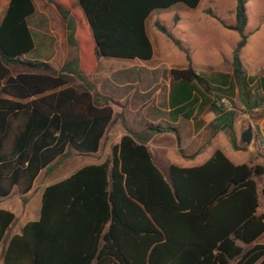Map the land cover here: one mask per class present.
<instances>
[{
	"label": "trees",
	"instance_id": "trees-1",
	"mask_svg": "<svg viewBox=\"0 0 264 264\" xmlns=\"http://www.w3.org/2000/svg\"><path fill=\"white\" fill-rule=\"evenodd\" d=\"M45 1L66 24L68 55L58 70L23 57L34 48L27 22L35 11L32 0H9L0 18V196H8L14 186L22 193L29 190L39 172L66 157L69 149L97 152L115 117L125 133L104 161L45 186L38 220L9 238L2 264H264V244L258 242L264 233V214L258 212L264 204V188H259L264 166L251 160L234 164L216 149L199 165L171 164L166 176L147 142L163 132L179 142L178 130L157 124L135 131L122 113L114 114L113 99L98 90L80 65L76 17L57 0ZM75 2L89 26L96 58L147 61L153 54L148 16L177 3L195 8L200 0ZM245 3L236 0L231 25L210 8L204 10L239 34L231 84L228 74L219 73L216 84L197 74L188 49L164 25L154 23L188 62L185 68L169 70L172 90L173 83L177 89L172 102L201 87L210 96L202 104L217 114L210 127L215 131L226 124L235 149L243 147L232 130L234 88L246 110L264 105V76L247 77L240 59L247 39ZM14 218L0 209V241Z\"/></svg>",
	"mask_w": 264,
	"mask_h": 264
},
{
	"label": "crops",
	"instance_id": "crops-1",
	"mask_svg": "<svg viewBox=\"0 0 264 264\" xmlns=\"http://www.w3.org/2000/svg\"><path fill=\"white\" fill-rule=\"evenodd\" d=\"M32 2L35 11L27 18V22L33 39L34 48L32 51L24 54L23 57L29 60L47 62L53 69L58 70L68 55L69 48L66 40V24L52 4L45 0H32ZM8 3L9 0H4L2 3L0 7V18L4 14ZM198 5L195 8L185 6L189 9H196ZM151 14L146 19V31L153 47L151 59L143 61L138 58L128 59L106 56L96 58L95 64L87 71V74H89L91 80L96 84L98 90L110 96L112 99L126 101L125 106L120 108L124 109V119L131 129L138 131L147 123L156 124V122H160L173 126L178 130L179 142L175 135L169 132L154 134L147 142V146L154 161L161 167L164 173L166 171L168 172L171 164L181 167L199 165L207 160L216 149L222 150L226 157L234 164L248 163L251 160L255 164L264 166V117L261 118L259 122L261 135L256 138L253 137V140L249 144H242L241 137L244 130L235 112L232 121V130L237 145L243 147V149H235L232 146L229 134H227L229 133V129L226 124L220 125L215 131L210 127V123L214 122L217 114L208 108V104H202L203 101L209 99L210 96L201 87L198 86V91L192 90L188 97L183 99L180 98L177 102H172V97L174 100L177 89L176 84L173 83L172 90V80L169 74L171 68L163 74L155 67L147 65V63L151 62L156 57L157 49L154 41L155 39L160 41V34H162L157 28V30L151 28V22H149ZM194 22L195 25H197L195 19ZM76 29H78V27ZM176 39L180 40L182 46L188 49L190 64L197 74L206 77L211 84H216L218 74L224 73L229 75L227 77V84L233 82L231 77L232 67L230 70L215 69V65L218 64V54H213L206 50L205 61L208 64L198 66L195 64V54L192 55L191 46H188L191 44L186 41V39ZM174 45L171 49V55L173 58H176L175 54H180V60H184L177 68H185L188 64L185 52L175 45L179 48L177 49ZM234 47L230 54L223 55L222 57L228 55L231 59ZM161 60L167 59L163 58ZM241 62L244 69L242 59ZM210 67L212 68L210 69ZM252 67L255 68L254 65ZM245 74L247 77L255 78L264 76V72L258 74L245 71ZM234 91V101L241 103L237 96V89L234 88ZM261 93L264 94L262 90ZM2 96L18 100L8 95ZM192 101L193 103H191ZM241 106L244 107L242 103ZM112 107L114 114L120 113L115 106ZM179 108H181V111L177 110ZM252 110L264 111V105ZM189 111L190 113L188 116H184V113ZM124 133V129L121 131L119 130L116 137L111 139L112 141L114 140L113 144L118 143L120 137ZM106 135L107 130L104 137L101 139L98 151L94 153L95 155L98 154L102 141ZM75 152L76 155H74V159L78 155L93 154ZM55 162H57V159L54 163ZM99 162L100 161L95 158H91L79 164L70 165L68 163L69 165L67 164L64 168H61V170H55L50 181L45 180L41 182L40 174L45 170L43 169L32 182L31 188L26 192L22 193L18 186H14L8 196H0V209L8 210L15 216L14 221L6 230L4 238L0 241V264H2L3 251L9 238L13 235L20 234L23 226L27 222L38 220L41 195L45 186L66 178L84 165L96 164ZM259 188H264V176L259 184ZM23 199L25 200L23 201ZM261 205L264 204L262 203ZM260 207L258 208V212L264 214V212L259 210ZM263 235L264 233L258 238V242L264 244V242L261 241Z\"/></svg>",
	"mask_w": 264,
	"mask_h": 264
},
{
	"label": "rangeland",
	"instance_id": "rangeland-1",
	"mask_svg": "<svg viewBox=\"0 0 264 264\" xmlns=\"http://www.w3.org/2000/svg\"><path fill=\"white\" fill-rule=\"evenodd\" d=\"M57 1L68 8L76 17L78 29H76L75 35L77 39L79 62L81 67L87 72L95 64L96 57L93 53L94 45L92 36L85 18L80 8L75 4V0ZM3 2L4 0H0V7ZM235 4L236 0H200L196 9H189L184 4L177 3L166 9L155 10L151 14L149 22H151L152 29H156L154 25L156 20L166 27L168 33L172 37L182 40L186 39V41L191 44L188 46H191L192 55L195 54L196 65L202 66L203 64H208L205 61V52L208 50L213 54L216 53L219 55L217 57L218 64L215 65V69L230 70V56H222L230 54L232 48L239 39V34L234 30L225 28L218 20L205 14L204 10L210 8L224 24L231 25L234 23ZM245 7L247 23L244 32L247 35V39L245 47L240 51V56L245 71L259 74L264 72V0H246ZM194 19L197 25H195ZM160 35V41L156 39L154 41L157 49L156 57L151 62L147 63V65L155 67L164 74L169 68L179 67L184 60H180V54H175L176 58H173L171 49L174 43L166 34L162 33ZM163 58L167 60H161ZM253 65L255 68L252 67ZM211 68L212 67H210V69ZM113 101L114 103L112 106H115L116 109L123 114L124 109L120 107L125 106L126 101H119L114 98ZM235 104V112L240 119L242 129L244 131L248 127L252 129V141L253 137L256 138L261 135L259 122L260 119L264 117V111L246 110L238 101H236ZM157 124L163 126L167 125L156 122V124L147 123L144 126ZM119 130H123V126L120 118L115 117L107 128V135L102 141L98 154L78 155L74 159L76 152L73 149H69L66 157L57 159V162H53L49 169H45L41 172L40 181H50L54 175V171L61 170V168H64L68 163L70 165L79 164L91 158H95L100 162L104 161L110 155V147L113 145L114 141L111 139L116 137ZM242 144L246 143L242 141ZM165 175H168L167 171ZM259 210L264 212V205H261ZM261 241L264 242V235L261 237Z\"/></svg>",
	"mask_w": 264,
	"mask_h": 264
},
{
	"label": "water",
	"instance_id": "water-1",
	"mask_svg": "<svg viewBox=\"0 0 264 264\" xmlns=\"http://www.w3.org/2000/svg\"><path fill=\"white\" fill-rule=\"evenodd\" d=\"M242 141L246 144H249L252 139V129L251 127H248L243 133H242Z\"/></svg>",
	"mask_w": 264,
	"mask_h": 264
}]
</instances>
